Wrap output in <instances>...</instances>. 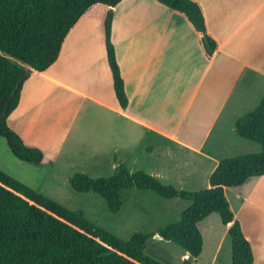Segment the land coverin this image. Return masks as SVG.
I'll use <instances>...</instances> for the list:
<instances>
[{"label":"crops","instance_id":"obj_1","mask_svg":"<svg viewBox=\"0 0 264 264\" xmlns=\"http://www.w3.org/2000/svg\"><path fill=\"white\" fill-rule=\"evenodd\" d=\"M194 1L203 13L207 34L216 42L210 56L205 53L201 32L181 12L156 0H121L116 6L108 7L112 12L111 41L128 98L125 108L119 106L114 93L104 24L98 49L78 38L79 35L72 36L76 31L73 27H80L74 24L57 59L43 71L30 69L18 104L7 117L9 127L27 146L42 150L43 160L33 165L55 160L61 152L60 143L77 124V120L73 124L71 121L63 125L62 131L60 128L61 137L45 139V123L41 120L47 119L46 108L49 111L53 97L64 99L71 93L82 98L81 105L88 101L93 109L97 106L113 114L110 120H93V128L100 127V131L93 129L94 134L100 137L88 150H82L81 167L94 169L106 161L114 170L116 159L130 172L146 170L160 181L178 184L177 189L184 184H196L202 177L207 182L205 188L210 186L208 178L220 159L225 158L227 143L236 133L235 120L244 114L234 116L235 108L245 102L251 88L264 92V0ZM122 4H126V21L116 24ZM212 71L213 84L216 80H233L227 93H235L230 106L232 126L229 131L212 132V120L200 144L193 145L189 140L194 134V124L187 125V117ZM88 124L83 117L77 126L80 130ZM170 143L185 148V156L174 155ZM229 188L224 187V194L251 245L252 264H264V174L232 187L234 205L227 194ZM228 228L229 224H223L222 239L205 260H201L200 253L191 264H224L219 255L229 235Z\"/></svg>","mask_w":264,"mask_h":264},{"label":"trees","instance_id":"obj_2","mask_svg":"<svg viewBox=\"0 0 264 264\" xmlns=\"http://www.w3.org/2000/svg\"><path fill=\"white\" fill-rule=\"evenodd\" d=\"M120 1L0 0V136L19 160L38 165L44 158L41 149L27 146L7 124L28 75L20 83L19 78L30 69H47L57 59L69 30L91 6L114 7ZM156 1L183 13L201 32L206 55L213 54L216 42L206 32L197 2ZM111 20L108 11L104 20L106 58L118 104L125 108L128 98L111 41ZM234 127L240 137L258 143L261 149L220 159L207 188L177 189L142 170L130 172L116 159L110 176L76 172L69 179L70 186L77 192L97 193L111 212L121 208L120 191L128 188L149 190L166 199H187L190 204L178 220L159 227L157 233L197 257L203 245L197 223L216 212L222 224H229L232 264H252L251 245L233 217L224 187L239 186L249 177L264 174V95L253 110L235 120ZM147 237L136 232L122 239L86 219L82 210L68 209L0 169V264H166L144 251Z\"/></svg>","mask_w":264,"mask_h":264},{"label":"rangeland","instance_id":"obj_3","mask_svg":"<svg viewBox=\"0 0 264 264\" xmlns=\"http://www.w3.org/2000/svg\"><path fill=\"white\" fill-rule=\"evenodd\" d=\"M125 6L126 4L120 5L119 9H122L117 13L116 24L125 23ZM108 11L111 12V9L100 3L91 6L76 22L80 27H73L76 31L72 36L76 37L77 34L79 35L78 38L89 41L95 49H98L103 38V24ZM213 74L212 71L205 82L201 95L195 101L187 117V125L194 124V134L190 135L189 140L193 145L200 144L212 120L214 121L211 126L212 132L219 129L229 131L232 126L233 114L230 111V106L235 93L229 95L227 93L233 80H216V84H213ZM239 81L240 79L236 83L238 84ZM207 89L211 90L209 94L206 93ZM262 93L264 92H261V90L251 88L245 102L235 108L234 116L254 109ZM58 97H53L49 111L46 108L47 119L41 120L45 123L43 128L45 139L49 141L61 137L60 128L62 131L63 125H68L71 121H73V124L77 120V124L70 135L60 143L59 150L61 152L59 156L52 162L35 166L16 158L8 148L5 139L0 136V169L18 180L20 179L25 184H29L33 189L55 200L62 206L71 210H82L86 219L122 239L127 240L136 232L148 235L144 248L147 254L166 264H181L185 252L175 243L153 236L158 234L157 229L159 227L178 220L181 211L190 204V201L178 197L166 199L149 190L128 188L120 191L121 208L117 212H111L103 198L97 193L73 190L69 179L76 172L85 173L90 177H107L113 173L111 163L106 161L101 163L100 166L94 167V169L86 166L83 168L79 164L82 150H88L92 144H96L97 138L100 137L98 134H94V130L100 131V127L93 128V120H110L113 114L97 106H94L93 109L92 103L88 101L83 102L81 105L82 98L71 93L66 94L64 99ZM83 117L89 121V124L79 130L77 125ZM114 118L116 119L115 116ZM232 136L227 143L223 157L258 152L261 149V146L254 141L242 138L236 133ZM120 138L121 136H118V139ZM49 145L52 146L55 143H49ZM169 146L173 149V154L180 158L186 151L185 148L173 143H170ZM163 156H165V153H162ZM161 181L165 184L170 183L176 188L180 187L178 184H173L174 182L171 180ZM206 183L202 177L196 184H184L181 189L196 191L205 188ZM232 190V187L227 189V194L232 205H234L231 197ZM197 226L204 239L200 258L205 260L211 250L215 249L220 239H222L223 224L218 213H212L207 219L199 222ZM230 256V237L227 235L221 245L219 257L222 263L231 264Z\"/></svg>","mask_w":264,"mask_h":264},{"label":"water","instance_id":"obj_4","mask_svg":"<svg viewBox=\"0 0 264 264\" xmlns=\"http://www.w3.org/2000/svg\"><path fill=\"white\" fill-rule=\"evenodd\" d=\"M30 71L31 70H29L23 76H21V78H19V80H18V83H20L24 79V77L30 73ZM15 89L13 90L12 94L14 93ZM153 237L161 239V240H165V238L163 236H161L160 234H155ZM192 259H193V256L187 252V253H185L184 260L181 264H191Z\"/></svg>","mask_w":264,"mask_h":264}]
</instances>
